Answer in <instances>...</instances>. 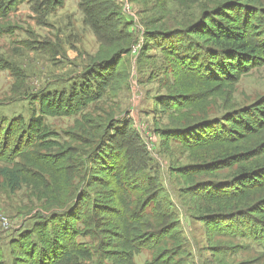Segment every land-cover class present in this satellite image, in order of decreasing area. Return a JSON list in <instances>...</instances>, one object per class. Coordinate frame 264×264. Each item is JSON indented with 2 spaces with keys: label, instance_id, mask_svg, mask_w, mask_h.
I'll use <instances>...</instances> for the list:
<instances>
[{
  "label": "trees",
  "instance_id": "16d2710c",
  "mask_svg": "<svg viewBox=\"0 0 264 264\" xmlns=\"http://www.w3.org/2000/svg\"><path fill=\"white\" fill-rule=\"evenodd\" d=\"M26 2L43 14L37 25L65 5L0 0V21ZM79 6L98 44L76 76L80 84L30 93L20 81L14 93L31 101L29 118L0 120V191L25 190L38 204L31 228L7 244L10 264H134L144 250L152 254L146 264H194L186 218L207 236L214 260L201 264H227L222 250L229 247L214 243L217 237L240 233L263 247L264 95L238 106L235 93L264 68V0H142L135 13L144 37L134 57L133 21L114 0ZM49 28L56 34L41 49L64 55L60 30ZM132 80L149 86L146 96L155 92L151 122L162 147L171 151L174 143L186 155V164L170 168L181 183L179 205L149 167L132 119L124 123L108 104ZM48 118L74 122L60 134ZM3 255L0 248V264Z\"/></svg>",
  "mask_w": 264,
  "mask_h": 264
},
{
  "label": "rangeland",
  "instance_id": "374dc122",
  "mask_svg": "<svg viewBox=\"0 0 264 264\" xmlns=\"http://www.w3.org/2000/svg\"><path fill=\"white\" fill-rule=\"evenodd\" d=\"M125 19H132L123 9L122 0H114ZM134 12L138 11L142 0H125ZM32 4H22L8 20L0 21V120H10L17 116L28 119L30 116L31 102L26 94H15V84L24 82L25 89L30 93L55 91L60 88L68 89L72 84L81 82L76 76L86 66L89 57H92L98 44L92 32L84 25V17L79 6V0H65V5L43 16L45 23L37 25V18L33 14ZM135 9V10H134ZM137 22L130 31H135L138 39H143L144 30ZM49 25L60 30L59 38L64 44V55L52 56L50 49H41L40 43L48 41L56 34L57 30H51ZM133 29V30H132ZM137 30V31H136ZM134 32V33H135ZM158 50L150 46L149 53L155 54ZM134 57V55H132ZM135 59H130V62ZM74 76V77H70ZM70 79V80H69ZM149 86L146 87V89ZM141 92H139V90ZM134 85L130 81V89L122 91L116 96L114 102H108L113 106L116 117L128 122L132 119V128L136 130L142 139L148 141L145 146L148 152L149 167L155 175L156 166L160 177L161 186L168 192L171 202L179 205V187L181 183L171 175L170 168L173 165L186 164V155L177 150L178 145L172 143L171 151H166L160 137L154 133V125L151 122L154 109L155 92L145 95V90ZM37 95V94H36ZM264 95V68L253 70L245 76L237 86L235 101L238 106L247 105ZM25 96V97H24ZM101 103L97 106L100 107ZM108 105V106H109ZM91 106L87 112L91 113L98 108ZM108 108V107H107ZM214 111L212 116H218ZM218 118V117H216ZM74 118H48L46 124L55 132L62 133L73 126ZM153 125V126H152ZM159 165V166H157ZM222 177L225 178V175ZM221 180H225L222 179ZM38 209V204L30 197L28 192L22 190L8 196L0 191V248L3 250L5 264H10L11 257L8 254L10 239L17 235L18 231L30 229L32 220ZM186 217H189L186 216ZM183 228V236L187 239L190 262L201 264L204 260H214L210 256L207 236L203 228L190 218H186ZM214 243L226 244L229 248L222 250L223 261L227 264H264V246L262 243L250 239L243 234H230L226 237H217ZM152 254L142 251L134 259V264H146L151 261Z\"/></svg>",
  "mask_w": 264,
  "mask_h": 264
},
{
  "label": "built area",
  "instance_id": "2783aa9c",
  "mask_svg": "<svg viewBox=\"0 0 264 264\" xmlns=\"http://www.w3.org/2000/svg\"><path fill=\"white\" fill-rule=\"evenodd\" d=\"M122 3H123V9H126V11H127L126 12L127 15L132 19L133 23H136L137 22V16L135 15V12L133 11L132 7L131 8L129 7L128 1L122 0ZM141 43H142V39H139L138 43L132 49V55H134V56L137 55L139 48L141 46ZM144 141H145V144L148 145V141L146 142L145 139H144Z\"/></svg>",
  "mask_w": 264,
  "mask_h": 264
}]
</instances>
